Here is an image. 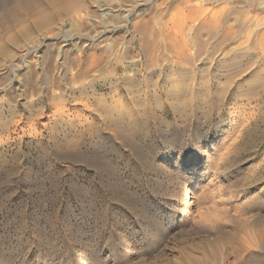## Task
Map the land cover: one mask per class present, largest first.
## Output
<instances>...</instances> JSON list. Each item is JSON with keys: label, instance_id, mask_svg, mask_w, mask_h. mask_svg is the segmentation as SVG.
<instances>
[{"label": "rangeland", "instance_id": "374dc122", "mask_svg": "<svg viewBox=\"0 0 264 264\" xmlns=\"http://www.w3.org/2000/svg\"><path fill=\"white\" fill-rule=\"evenodd\" d=\"M18 1L0 0V264H264V6Z\"/></svg>", "mask_w": 264, "mask_h": 264}, {"label": "bare ground", "instance_id": "6f19581e", "mask_svg": "<svg viewBox=\"0 0 264 264\" xmlns=\"http://www.w3.org/2000/svg\"><path fill=\"white\" fill-rule=\"evenodd\" d=\"M1 1H2V0H1ZM7 1H8V0H7ZM19 1H20V0H19ZM19 1H18V2H19ZM24 1H26V3H28L27 0H24ZM29 1H30V0H29ZM31 1H32V0H31ZM31 1H30V2H31ZM35 1H36V0H35ZM51 1H52V0H51ZM60 1H61V0H60ZM111 1H112V0H98L97 3L95 2L96 5H95L94 7H96V9H98L99 12H101V13H103V14L105 15L104 12H105L107 9L110 10V8H111V6H112V4H113V3H111ZM118 1H120V0H118ZM143 1H144V0H143ZM151 1H152V0H151ZM170 1H171V0H170ZM175 1H176V0H175ZM206 1H207V3L209 2L208 0H206ZM12 2H15V1H12ZM16 2H17V1H16ZM20 2H21V1H20ZM37 2H39V0H38ZM55 2H56V1H55ZM166 2H167V0H166ZM179 2H180V1H179ZM182 2H184V3L187 4V3H190L191 0H182ZM202 2H205V1H202ZM215 2H217V1H215ZM249 2H254V1H250V0H249ZM257 2H258V3H257ZM23 3H24V2H23ZM33 3H34V2H33ZM115 3H116V2H115ZM122 3H123V2H122ZM137 3H138V2H137ZM141 3H142V2H141ZM174 3H175V2H174ZM205 3H206V2H205ZM207 3H206V4H207ZM255 3L259 4L261 7L264 6V0H260V1L257 0ZM13 4H14V3H13ZM16 4H17V3H16ZM37 4H38V3H37ZM155 4H156V3H155ZM162 4H163V3H162ZM17 5H19V4H17ZM26 5H28V4H26ZM26 5H25V6H26ZM41 5H42V4H41ZM41 5H40V6H41ZM80 5H81V4H80ZM93 5H94V4H93ZM121 5H123V4H121ZM136 5H137V4H136ZM169 5H170V4H169ZM171 5H172V4H171ZM188 5H189V4H188ZM194 5H195V4H194ZM198 5H199V4H198ZM202 5H203V4H202ZM253 5H254V4H253ZM13 6H14V5H13ZM25 6L22 5L21 7H25ZM29 6H30V5H28V6H26V7L28 8ZM37 6H38V5H37ZM42 6H43V5H42ZM84 6H85V5H84ZM158 6H159V5H158ZM183 6H184V5H183ZM251 6H252V5H251ZM16 7H17V6H16ZM33 7H34V6H33ZM78 7H79V6H78ZM132 7H133V6H132ZM132 7H131V8H132ZM174 7H175V6H174ZM8 8H9V7H8ZM19 8H20V7H19ZM29 8H30V7H29ZM34 8H35V7H34ZM41 8H42V7H41ZM41 8H40V9H41ZM87 8H88V7H87ZM90 8H91V7H90ZM92 8H93V7H92ZM129 8H130V7H129ZM157 8H158V7H157ZM157 8H156V9H157ZM201 8H204V7H201ZM209 8L211 9V8H213V7H210V6H209ZM254 8H256V7H254ZM254 8H253V9H254ZM263 8H264V7H263ZM263 8H262V10H263ZM11 9H12V8H11ZM22 9L24 10V8H22ZM37 9H39V7H38ZM40 9H39V10H40ZM43 9H44V7H43ZM43 9H42V10H43ZM79 9H80V8H79ZM113 9H114V8H113ZM115 9H116V8H115ZM119 9H120V8H119ZM122 9H123V8H122ZM126 9H127V7H126ZM134 9H136V7H135ZM134 9H133V10H134ZM156 9H155V11H156ZM197 9H198V8H197ZM210 9H209V10H210ZM223 9H224V8H223ZM46 10H48V9H46ZM116 10H117V9H116ZM123 10H124V9H123ZM180 10H181V9H180ZM24 11H25V10H24ZM44 11H45V10H43V12H44ZM95 11H96V10H95ZM126 11H127V10H126ZM218 11H219V10L217 9V11H216L217 14H218ZM226 11H227V10H226ZM226 11H225V12H226ZM255 11H258V10H255ZM255 11H254V12H255ZM259 11H260V10H259ZM8 12H9V11H7V13H8ZM11 12H12V11H11ZM93 12H94V11H93ZM111 12H112V11H111ZM131 12H132V9H131V10H128V11H127V14L125 15V17H126V18H129V15L132 14ZM158 12H159V11H158ZM158 12H157V13H158ZM162 12H163V11H162ZM206 12H207V11H206ZM228 12H229V11H228ZM246 12H247V11H246ZM260 12H261V11H260ZM4 13H5V12H4ZM7 13H5V14H7ZM44 13H45V12H44ZM91 13H92V12H91ZM107 13H108V11H107ZM211 13H212V9H211ZM220 13H221L223 16H227V15H224L225 13L223 14V12H221V11L219 12V14H220ZM237 13H238V11H237ZM252 13H253V12H252ZM255 13H256V12H255ZM14 14H15V13H14ZM24 14H25V13H24ZM36 14H38V11H36ZM39 14H40V13H39ZM109 14H110V13H109ZM208 14H210V13H208ZM219 14H218V15H219ZM226 14H227V13H226ZM257 14H259V12H258ZM9 15H10V14H9ZM49 15H51V14H49ZM171 15H172V14H171ZM214 15H215V14H213V16H214ZM242 15H244V14H242ZM33 16H34V15H33ZM79 16H80V15H79ZM81 16H82V15H81ZM99 16L101 17V14H100V13H99ZM102 16H103V15H102ZM120 16H121V15H120ZM185 16H186V15H185ZM201 16H202V15H201ZM204 16H205V15H204ZM210 16H211V15H210ZM247 16H248V14H247ZM260 16H261V15H260ZM16 17H17V15H16ZM40 17H41V16H40ZM94 17H95V15H94ZM108 17H110V16L108 15ZM123 17H124V15H123ZM171 17H172V16H171ZM183 17H184V16H183ZM189 17H190V16H189ZM205 17H206V16H205ZM215 17H216V16H214V18H215ZM245 17H246V16H245ZM255 17L257 18V15H256ZM258 17H259V15H258ZM9 18H10V17H9ZM17 18H19V17H17ZM22 18H23V17H22ZM82 18H83V17H82ZM86 18H87V17H86ZM101 18H102V17H101ZM104 18H106V17H104ZM112 18H113V17H112ZM187 18H188V17H187ZM250 18H253V17H251V14H250ZM0 19H1V18H0ZM12 19H13V18H12ZM20 19H21V18H19V20H20ZM78 19H80V18H78ZM159 19H161V18H159ZM162 19H163V18H162ZM162 19H161V22H162ZM189 19H190V18H189ZM217 19H218V18H217ZM228 19H230V18L228 17ZM242 19H244V18H242ZM246 19H247V18H246ZM248 19H249V18H248ZM258 19H259V18H258ZM19 20L17 19L18 22H19ZM85 20H86V19H85ZM91 20H93V19L91 18ZM94 20H96V19L94 18ZM98 20H100V18H99ZM106 20H107V19H105V21H106ZM129 20H130V19H129ZM142 20H144V19H142ZM171 20H172V19H171ZM171 20H170V22H172ZM185 20H187V19H185ZM224 20L227 21V23H228L227 18H226V19L224 18ZM239 20H240V19H239ZM244 20H245V19H244ZM244 20H243V21H244ZM250 20H253L252 22L255 21L254 18H253V19H250ZM250 20H248V21H250ZM256 20H257V19H256ZM11 21H13V22H11ZM11 21H10L11 24H9L10 26H12V23H13V25H14V23H15V22H14L15 19H13V20H11ZM38 21H39V20H38ZM42 21H43V20H42ZM154 21H155V20H154ZM154 21H152V22H154ZM193 21H194V20H193ZM213 21H214V20H212V22H213ZM215 21H216V19H215ZM225 21H224V22H225ZM22 22H23V21H22ZM22 22L20 21L19 23H22ZM89 22H90V21H89ZM137 22H138V21H137ZM142 22H144V21H142ZM142 22H141V23H142ZM157 22H158V21H157ZM159 22H160V21H159ZM159 22H158V23H159ZM166 22H167V21H166ZM181 22H182V20H181ZM189 22H190V21H189ZM209 22H211V20H210ZM216 22L218 23V21H216ZM216 22L214 23V25L216 24ZM224 22H222V23H224ZM236 22H237V21H236ZM238 22H239V21H238ZM244 22H245V21H244ZM244 22L241 23V24L244 25V24H245ZM261 22H262V21H261ZM261 22H259V23H261ZM158 23H157V24H158ZM172 23H173V22H172ZM174 23H175V22H174ZM199 23H200V22H199ZM206 23H207V20H206ZM222 23H220V24H222ZM233 23H234V22H233ZM246 23H247V22H246ZM259 23H258V24H259ZM36 24H37V23H36ZM101 24H102V23H101ZM121 24H122V23H121ZM135 24H137V23H135ZM139 24H140V22H139ZM166 24H167V23H166ZM183 24H184V22H183ZM189 24H190V23H189ZM189 24H187V25H189ZM193 24H194V23H193ZM208 24H209V23H208ZM212 24H213V23H212ZM231 24H232V23H231ZM234 24H235V23H234ZM247 24H249V23H247ZM252 24H253V23H251L250 27L252 26ZM256 24H257V21H256V23L253 24V25L255 26ZM262 24H264V23L262 22ZM104 25H105V24H104ZM137 25H138V24H137ZM160 25H161V24H160ZM160 25H159V26H160ZM162 25H163V24H162ZM171 25L173 26V24H171ZM174 25H175V24H174ZM235 25H236V24H235ZM235 25H234V26H235ZM239 25H240V22H239ZM243 25H240V26H243ZM245 25H246V24H245ZM86 26H87V25H86ZM140 26H142V24L139 25V27H140ZM148 26H149V25H148ZM167 26H168V25H167ZM178 26H179V25H178ZM182 26H183V25H182ZM189 26H191V25H189ZM209 26H210V25H209ZM248 26H249V25H248ZM108 27H109V26H108ZM122 27H123V26H122ZM144 27H145V26H144ZM144 27H143V29H144ZM162 27H165V26H162ZM168 27H169V26H168ZM195 27H196V25H195ZM206 27H207V26H206ZM211 27H212V29H213L214 26L211 25ZM211 27H210V28H211ZM218 27H219V26H218ZM225 27H226V26H225ZM228 27H229V26H228ZM232 27H233V25H232ZM244 27H245V26H244ZM250 27H248V28H250ZM10 28H11V27H10ZM12 28H13V27H12ZM65 28H66V27H65ZM109 28H110V27H109ZM113 28H114V27H113ZM117 28H118V27H117ZM136 28H137V27H136ZM170 28H171V27H170ZM172 28H174V27H172ZM179 28H180V27H178V29H179ZM220 28H221V26H220ZM238 28H239V27H238ZM245 28H246V27H245ZM256 28H257V27H256ZM104 29H105V28H104ZM134 29H135V28H134ZM145 29H146V28H145ZM174 29L176 30V28H174ZM180 29H181V28H180ZM180 29H179V30H180ZM212 29H211V30H212ZM218 29H219V28H218ZM218 29H217V30H218ZM226 29H227V27H226ZM231 29H232V28H231ZM231 29H229V30H231ZM239 29H241V28H239ZM251 29H255V27H251ZM258 29H261V28L259 27V28H257V30H258ZM11 30H12V29H11ZM137 30H138V29H137ZM140 30H141V28H140ZM146 30H147V29H146ZM192 30H193V29H190V30L188 29V30H187V31H188L187 33H189V32H190V33H191V32L194 33ZM206 30H207V29H206ZM211 30H210V31H211ZM215 30H216V29H214L213 31H215ZM223 30H224V29H223ZM235 30H236V29H235ZM255 30H256V29H255ZM255 30H254L253 32H255ZM257 30H256V31H257ZM7 31H8V30H7ZM16 31H17V30H16ZM106 31H107V30H105V33H106ZM109 31H110V30H109ZM148 31H149V30H148ZM172 31H173V30H172ZM183 31H184V30H183ZM213 31H212V32H213ZM218 31H219V30H218ZM218 31H217V32H218ZM221 31H222V29H221ZM226 31H227V30H226ZM232 31H233V29H232ZM249 31H250V30H248V32H249ZM260 31H261V30H260ZM262 31H263V30H262ZM83 32H86V31H83ZM88 32H89V30H88ZM97 32H98V31H97ZM141 32H142V31H141ZM184 32H186V31H184ZM215 32H216V31H215ZM236 32H237V31H236ZM240 32H242V30H241ZM243 32H244V30H243ZM243 32H242V33H243ZM105 33H104V34H105ZM138 33H139V32H138ZM143 33H144V32H143ZM172 33H173V32H172ZM172 33H171V34H172ZM187 33H186V34H187ZM218 33H219V32H218ZM222 33H223V31L220 32L221 35H222ZM229 33H230V32H229ZM232 33H233V32H232ZM246 33H247V30H246ZM16 34H17V32H16ZM97 34H99V33H97ZM102 34H103V32H102ZM102 34H101V35H102ZM146 34H147V33H146ZM146 34H145V35H146ZM148 34L150 35V32H149ZM179 34H180V33H179ZM197 34H198V32H197ZM226 34H227V33H226ZM234 34H235V33H234ZM240 34H241V33H240ZM240 34H239V35H240ZM255 34H257V33H254V35H255ZM260 34H261V33H260ZM263 34H264V32H263ZM263 34H262V35H263ZM63 35H64V34H63ZM80 35H81V34H80ZM140 35H141V34H140ZM166 35H167V33H166ZM224 35H225V34H224ZM232 35H233V34H232ZM245 35H246V34H243V37H244ZM251 35H252V34H250V36H251ZM258 35H259V33H258ZM58 36H59V35H58ZM58 36H57V37H58ZM87 36H88V35H87ZM95 36H96V35H95ZM95 36H94V37H95ZM142 36H143V35H142ZM146 36H148V35H146ZM151 36H152V34H151ZM156 36H157V35H156ZM168 36H170V35H168ZM183 36H184V35H183ZM194 36H195V35H194ZM194 36H192V37L194 38ZM226 36H227V35H226ZM229 36H231V34H229ZM235 36H236V35H235ZM19 37H20V36H19ZM53 37H54V35H53V36H52V35H45L44 37H42V41L38 40V41H35V42H38V43H37L38 46H42L41 44L43 43L44 40H46V39H48V38H53ZM75 37H76V36H75ZM90 37L92 38V36H90ZM94 37H93V38H94ZM144 37H145V36H144ZM144 37H142V38H144ZM172 37H173V36H172ZM172 37H171V38H172ZM174 37H175V35H174ZM181 37H182V36H181ZM185 37H186V36H185ZM190 37H191V36H190ZM192 37H191V38H192ZM224 37H225V36H224ZM238 37H239V36H238ZM245 37H247V35H246ZM257 37H258V36H257ZM260 37H261V36H260ZM10 38L12 39V38H14V37H10ZM21 38H22V35H21ZM54 38H55V37H54ZM98 38H99V37L97 36V37H95L94 39H98ZM100 38H101V37H100ZM142 38H141V40H142ZM169 38H170V37H169ZM197 38H198V37H197ZM197 38H196V39H197ZM228 38H229V37H228ZM231 38H232V37H231ZM236 38H237V37H236ZM241 38H242V36H241ZM253 38H254V37H253ZM258 38H259V37H258ZM101 39H102V38H101ZM145 39H146V38H145ZM147 39H149V38H147ZM183 39H184V37H183ZM229 39H230V38H229ZM239 39H240V37H239ZM243 39H244V38H243ZM256 39H257V38H255V41H256ZM75 40H76V39H75ZM170 40H171V39H170ZM175 40H176V39H175ZM250 40H251V38H250ZM252 40H254V39H252ZM257 40H258V39H257ZM261 40H262V38H261ZM12 41H13V40H12ZM39 41H40V42H39ZM113 41H114V40H113ZM188 41H190V40H188ZM225 41H226V40H225ZM231 41H232V40H231ZM236 41H237V40H236ZM238 41H239V40H238ZM247 41H248V39H247ZM35 42H34V43H35ZM74 42H75V41H74ZM109 42H110V41H109ZM152 42L154 43V41H152ZM152 42H151V43H152ZM170 42H171V41H170ZM184 42H185V41H184ZM186 42H187V41H186ZM190 42H191V41H190ZM83 43H84V42H83L82 40H80V41L78 40V41L75 42V45H76V46H78V45L81 46ZM96 43H97V42H96ZM112 43H113V42H112ZM115 43H116V42H115ZM157 43H158V42H157ZM224 43H225V42H224ZM233 43H234V42H233ZM241 43H242V42H241ZM241 43H240V44H241ZM246 43H247V42H246V40H245V44H246ZM256 43H257V42H256ZM261 43H262V42H261ZM140 44H141V43H140ZM146 44H147V42L145 43V46H146ZM170 44H171V43H170ZM180 44H181V43H180ZM234 44H235V46L237 47L236 43H234ZM240 44L238 43V46H239ZM249 44L252 45V42L250 41ZM34 45H36V44H34ZM53 45H54V44H53ZM57 45H58V44H57ZM110 45H111V44H110ZM113 45H114V44H113ZM141 45H142V44H141ZM150 45L153 46V44H150ZM175 45H176V44H175ZM181 45H182V44H181ZM242 45H243V44H241L240 46H242ZM49 46H50V45H49ZM88 46H89V45H88ZM88 46H87V47H88ZM105 46H106V44H105ZM105 46H104V47H105ZM172 46H173V45H172ZM183 46H184V45H183ZM186 46H187V43H186ZM57 47H58V46H57ZM102 47H103V46H102ZM118 47H119V46H118ZM124 47H125V46H124ZM141 47L143 48V46H141ZM150 47H151V46H150ZM155 47H156V45L154 46V51H155V49H157V48H155ZM174 47H175V46H174ZM189 47H190V45H189ZM193 47H194V46H193ZM247 47H248V46H246V48H247ZM252 47H254V46H252ZM256 47H257V46H256ZM36 48H37V47H36ZM58 48H59V47H58ZM78 48H79V47H78ZM80 48H81V47H80ZM80 48H79V49H80ZM106 48H107V47H106ZM106 48H104V49H106ZM113 48H114V47H113ZM144 48H146V47H144ZM148 48H149V47H148ZM191 48H192V47H191ZM191 48H190V49H191ZM195 48H196V46H195ZM249 48L251 49V47H249ZM38 49H39V47H38ZM47 49H49V48L47 47ZM50 49H51V48H50ZM82 49H83V47H82ZM115 49H116V48H115ZM117 49H119V48H117ZM117 49H116V50H117ZM190 49H189V51H190ZM197 49H198V47H197ZM237 49L239 50V48H237ZM33 50H34V49H33ZM35 50H36V49H35ZM56 50H57V48H56ZM58 50L61 52L62 47H60ZM106 50H107V49H106ZM158 50H159V49H158ZM181 50H182V49H181ZM187 50H188V48H187ZM248 50H249V49H248ZM253 50H254V49H253ZM53 51H54V50H53ZM62 51H63V50H62ZM64 51H65V49H64ZM110 51H111V50H110ZM118 51H119V50H117V53L120 52V51H119V52H118ZM60 52H59V54H60ZM80 52H81V50H80ZM112 52H114V51H112ZM112 52H111V53H112ZM56 53H57V52H56ZM107 53H108V52H107ZM115 53H116V52H115ZM181 53H182V51H181ZM57 54H58V53H57ZM62 54H63V53H62ZM64 54H65V53H64ZM78 54H79V53H78ZM105 54H106V53H105ZM141 54H142V53H141ZM25 55H26V54H25ZM109 55L111 56V55H114V54H110V53H109ZM109 55H108V56H109ZM120 55H121V54L119 53V54H118V57H119ZM128 55H129V54H128ZM189 55L191 56L190 53H189ZM40 56H41V55H40ZM53 56H54V55H53ZM103 56H104V54H103ZM115 56H117V55H115ZM115 56H114V57H115ZM174 56H175V55H174ZM46 57H47V56H46ZM50 57L52 58L51 55H50ZM56 57H57V55H56ZM61 57H62V55H61ZM106 57H107V56H106ZM114 57H113V58H114ZM118 57H117V58H118ZM197 57H198V56H197ZM257 57H258V56H257ZM36 58H37V57H36ZM190 58H191V57H190ZM195 58H196V57H195ZM37 59H38V58H37ZM53 59H54V58H53ZM103 59H104V58H103ZM108 59H109V58H108ZM111 59H112V58H111ZM114 59H115V58H114ZM150 59H151V58H150ZM152 59H153V58H152ZM156 59H157V58H156ZM158 59H159V58H158ZM158 59H157V60H158ZM172 59H173V58H172ZM48 60H49V59H48ZM56 60H57V58H56ZM119 60H120V59H119ZM134 60H135V58H134ZM37 61H38V60H37ZM136 61H137V58H136ZM138 61H140V60H138ZM138 61H137V62H138ZM191 61H192V60H191ZM41 62H42V61H41ZM45 62H46V61H45ZM45 62H44V63H45ZM47 62H49V61H47ZM59 62H60V61H59ZM97 62H98V61H97ZM132 62H133V61H132ZM18 63H19V62H18ZM135 63H136V62H135ZM138 63H139V62H138ZM142 63H143V62H142ZM152 63H153V62H152ZM15 64H16V63H15ZM49 64H51V63H49ZM143 64H144V63H143ZM11 65H13V63H12ZM157 65H158V64H157ZM15 66H16V65H15ZM49 66H50V65H49ZM152 66H153V65H152ZM9 67H10V66H9ZM13 67H14V66H13ZM17 67H21V65L19 66V64H18ZM97 67H98V66H97ZM100 67H101V66H99L98 69H99ZM155 67H156V66H155ZM12 69H14V68H12ZM14 70H16V69H14ZM49 70H50V69H49ZM105 70H106V69H105ZM105 70H104V71H105ZM82 71H84V70H81V74H82ZM98 71H99V70H98ZM47 72H48V71H47ZM79 72H80V71H79ZM101 72H102V70H101ZM122 72H123V71H122ZM49 74H50V72H49ZM49 78H50V77H49ZM60 79H62V78H60ZM85 86H86V85H85ZM262 86H263V85H262ZM71 87H72V86H71ZM83 88H84V87H83ZM54 97H55V96H54ZM183 165L186 166V164H183ZM180 169H183V168H180Z\"/></svg>", "mask_w": 264, "mask_h": 264}]
</instances>
